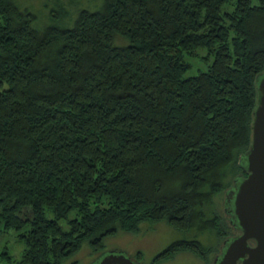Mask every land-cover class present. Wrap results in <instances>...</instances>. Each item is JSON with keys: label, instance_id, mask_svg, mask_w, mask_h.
I'll return each instance as SVG.
<instances>
[{"label": "trees", "instance_id": "trees-1", "mask_svg": "<svg viewBox=\"0 0 264 264\" xmlns=\"http://www.w3.org/2000/svg\"><path fill=\"white\" fill-rule=\"evenodd\" d=\"M49 19L0 0V225L22 245L0 264H62L144 222L181 235L150 264H208L238 233L213 199L245 177L264 0H100Z\"/></svg>", "mask_w": 264, "mask_h": 264}, {"label": "water", "instance_id": "water-1", "mask_svg": "<svg viewBox=\"0 0 264 264\" xmlns=\"http://www.w3.org/2000/svg\"><path fill=\"white\" fill-rule=\"evenodd\" d=\"M255 99L245 177L230 190L228 217L238 233L226 238L211 264H264V72L254 82ZM95 264H136L122 253H107Z\"/></svg>", "mask_w": 264, "mask_h": 264}, {"label": "rangeland", "instance_id": "rangeland-1", "mask_svg": "<svg viewBox=\"0 0 264 264\" xmlns=\"http://www.w3.org/2000/svg\"><path fill=\"white\" fill-rule=\"evenodd\" d=\"M17 2L20 8H28L36 14L37 21L35 25L41 28L51 23L49 17L55 15V10H65L69 15V19H74L78 10L95 8L99 5L100 0H78L76 3H72L70 0H17ZM225 198V195L221 193L213 199L215 210L224 220L226 219L225 209L228 206ZM45 215L47 218H51L48 212ZM73 216L74 212H70L68 219ZM58 225L63 230L67 229L65 220H60ZM177 238H181V235L164 222L154 224L144 222L138 226V231L135 233L118 231L113 236L104 238L103 248L99 253L93 254L87 243H83L80 249L73 256L65 259L62 264H92L94 259L101 258L107 253H122L136 264H150L156 254L161 252L168 243ZM218 247L220 248V243ZM3 248L9 253L12 259H19L22 245L17 242L15 233L12 230H3L0 225V250ZM214 254L209 255V263L215 256ZM157 264L204 263L190 252H180L172 258Z\"/></svg>", "mask_w": 264, "mask_h": 264}, {"label": "flooded vegetation", "instance_id": "flooded-vegetation-1", "mask_svg": "<svg viewBox=\"0 0 264 264\" xmlns=\"http://www.w3.org/2000/svg\"><path fill=\"white\" fill-rule=\"evenodd\" d=\"M226 210V209H225ZM103 257V256H102ZM99 259L101 258H97V259H94V262L92 264H95V262L97 263V261H99Z\"/></svg>", "mask_w": 264, "mask_h": 264}]
</instances>
